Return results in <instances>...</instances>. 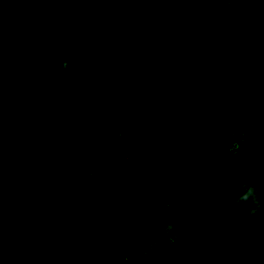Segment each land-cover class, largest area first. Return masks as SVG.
I'll return each instance as SVG.
<instances>
[{
  "label": "trees",
  "instance_id": "16d2710c",
  "mask_svg": "<svg viewBox=\"0 0 264 264\" xmlns=\"http://www.w3.org/2000/svg\"><path fill=\"white\" fill-rule=\"evenodd\" d=\"M245 181L264 0H0V264H264Z\"/></svg>",
  "mask_w": 264,
  "mask_h": 264
},
{
  "label": "clouds",
  "instance_id": "9594fccd",
  "mask_svg": "<svg viewBox=\"0 0 264 264\" xmlns=\"http://www.w3.org/2000/svg\"><path fill=\"white\" fill-rule=\"evenodd\" d=\"M237 3L241 0H236ZM244 3H251L252 0H243ZM61 70L67 71L69 68V63L65 59L61 62ZM241 178L236 177L235 181L238 182ZM234 206L244 205V210L249 216H256L261 211H264V198L260 195L259 188L247 181L239 183V187L235 196L232 198Z\"/></svg>",
  "mask_w": 264,
  "mask_h": 264
}]
</instances>
